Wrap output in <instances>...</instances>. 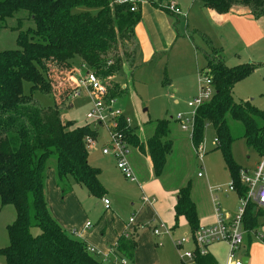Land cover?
I'll list each match as a JSON object with an SVG mask.
<instances>
[{
    "label": "trees",
    "instance_id": "1",
    "mask_svg": "<svg viewBox=\"0 0 264 264\" xmlns=\"http://www.w3.org/2000/svg\"><path fill=\"white\" fill-rule=\"evenodd\" d=\"M147 1L154 7L159 5ZM200 1L219 15L240 6L248 8L255 19L264 18V0ZM133 7L130 0H0V32L8 28L7 20L20 12H27L28 20L34 24V28L19 33L18 50L0 52V201L2 206H12L16 211L15 221L8 226L9 245L0 250L7 264H106L52 215L46 199L47 171L49 167L55 170L63 197L72 192L73 183L86 188L93 197L105 196L99 180L101 171L89 162L87 141L96 142L99 129L90 123L71 129L74 124L63 122L61 112L64 105L70 107L67 102L75 89L69 86L76 76L75 62L106 78L121 75L125 61L132 60L134 32L142 19L141 11L132 12ZM23 21L19 22L20 28ZM206 58L204 70H209L215 95L197 110L192 141L199 148L207 130L215 132L216 149L223 152L235 193L244 199L248 190L241 182L242 168L232 156V144L238 138L232 135L229 119L243 125L241 139L264 158V112L251 102L238 103L234 98L235 86L264 64L230 68L216 56ZM55 64L63 70L64 78L52 72ZM63 79L69 85L58 97L54 88ZM25 84H29L28 92ZM121 89L115 82L108 90L116 98L125 91ZM37 92L51 96L54 105H36ZM121 128L128 144L148 155L155 176L161 177L173 152L169 139L171 120L158 121L154 134L145 143L132 127L123 124ZM191 194V183L180 189L175 217L176 225L185 218L194 233L200 220ZM258 208L250 203L246 209L244 224L248 232L255 233L258 228L262 215ZM35 228L40 231L38 235L31 232ZM137 240L135 231L118 239L112 248L116 262H134ZM209 261V255L201 259L202 264Z\"/></svg>",
    "mask_w": 264,
    "mask_h": 264
},
{
    "label": "crops",
    "instance_id": "2",
    "mask_svg": "<svg viewBox=\"0 0 264 264\" xmlns=\"http://www.w3.org/2000/svg\"><path fill=\"white\" fill-rule=\"evenodd\" d=\"M123 1L125 0H119V2ZM136 1V6L140 5L139 11H141L142 19L134 32L135 48L133 58L130 65L125 67V76L122 78V80L130 78L132 90H134L136 81H139V84L141 83L142 85L147 84L153 75L161 72L162 67L167 68L166 72L169 70L168 72L170 74L175 73V76L166 77L164 82H162V88L165 90L164 95L165 97H171L176 104H179L180 100L176 99V95H173L172 90L175 89V94H179L181 91L184 92V87L182 84H180V87L175 81L177 79L184 81L186 77H192L194 73L198 74L201 69L207 66L206 56L208 55L211 56L215 53L216 57L220 58L230 68L244 64H264V18L255 19L248 8L235 7L230 13L219 15L215 11L206 8L200 0H153L159 4L158 7L152 6L147 0ZM169 3L176 4L182 11V15L176 16L168 13L165 8ZM168 53L173 54L175 60L178 61L175 64V68L181 74H177L179 71L174 72L171 68V61H167ZM156 64H159L160 67L154 66V69L151 68ZM188 67L191 72L186 74L185 69ZM122 86L124 87L125 85ZM124 88L129 89L127 86ZM72 108H74V103L69 107V109ZM124 113L128 116L127 111H124ZM175 122L176 126L181 128L178 121L175 120ZM209 130L215 134L211 128ZM234 137L238 138L239 135ZM190 141L194 146L191 132ZM107 144L108 140L105 145ZM194 148L196 147L194 146ZM201 150L203 151L202 145ZM138 154L147 163L136 160L134 163L130 161V165L135 176L141 180V183L138 181L137 183L129 181L131 182L129 183L117 169V163L112 157H109L111 158L110 163L94 164L95 168L101 171L99 180L106 190V194L102 198L93 197L86 188L74 183L72 184V192L63 197L57 185L55 170L51 173L49 172L51 174L50 183L46 182L48 184V188L46 184L47 203L50 210H52L49 199L53 200L52 215L56 221L67 232L73 233L74 238L94 249L100 255L101 260L109 264H120V262H116L112 254V248L128 230L135 231L138 238L135 260L133 263L128 264H165V261L172 259V255L168 252H157L154 249V245L158 249L164 248L165 238L171 235L156 238L152 233V228L164 224L172 233L181 224H186L187 222L185 218H180L178 225H176L175 207L179 199L180 189L184 188L188 183L182 188L169 185L165 179L166 169L161 177H156L151 158L139 151ZM171 162L170 158H168L167 166ZM200 163L202 164L200 165L201 170H204V159ZM201 174H203V177H199V179L209 185L210 180L206 171L205 173L201 172ZM121 176L129 184L139 186L136 189L139 193L138 195L131 193V196L120 187L118 180ZM230 193H234L238 197L237 193ZM60 195L62 198H60ZM146 196L155 198L156 203L152 206L144 205L143 198ZM104 199L110 201V209L108 210L105 207ZM124 204L127 205L129 210L132 207L131 218H135V223L131 226L129 225L130 220L124 222L119 218L118 210L120 208L122 210V205ZM5 207L2 206V209ZM197 210L200 227L217 224L218 215L213 208L206 210L197 206ZM238 210V202H235L234 206L226 207L224 212L222 211V219L226 223L230 222L236 216ZM92 219L95 220L94 223ZM259 232L262 233L259 234L262 239H258L257 236L255 237L257 239H255L253 234ZM160 243L162 246H159ZM215 245L217 244L212 245L208 249L210 259L208 264H224V258L214 250ZM241 251L242 253L244 252V255L242 254L239 259L243 262L246 261L245 264H264L263 211L262 217L258 218L257 230L255 233L248 232ZM174 258L176 260V257Z\"/></svg>",
    "mask_w": 264,
    "mask_h": 264
},
{
    "label": "rangeland",
    "instance_id": "3",
    "mask_svg": "<svg viewBox=\"0 0 264 264\" xmlns=\"http://www.w3.org/2000/svg\"><path fill=\"white\" fill-rule=\"evenodd\" d=\"M113 1L119 3V0ZM139 6V4L136 6V8L138 7V10H140ZM74 12H79V10L75 9ZM21 19H23L24 21L22 23V27L20 28L19 22ZM7 26V29L0 32V52L18 50L17 38L19 33L21 31L27 32L29 29L34 28L33 22L31 20H28L27 12H20L14 18L8 19ZM122 53L123 52L120 51V54ZM214 56H216L215 53L211 55V57ZM167 61H171V68L174 72L179 71H177V68H175V64H177L178 61L175 60L173 54H167ZM125 62L126 65L123 67L121 75H119L118 73L113 77H99V79L108 89L110 87V84L115 85V82H117L120 86L125 85L129 88L126 89L124 88L125 86H122L121 91H125L119 93L118 96L114 99L117 100L119 106L122 109H125L124 111H127V114L129 116H127V118L130 119L132 123L131 127L136 131L139 139L142 142H147V140L154 134L158 121L171 120L172 135L170 139L173 141V152L169 157L172 162L166 168V182L169 185H173L178 188H182L187 183L191 182L192 200L200 208L206 210H210L213 208L216 213L217 207L220 206L222 211L224 212L226 207L234 206L235 202H238L240 208L241 202L239 198L234 193L229 192V186L231 185L232 180L227 170L223 152L219 149H216L217 141L215 134L209 129L205 133L204 141L202 144V153L204 154L203 165L205 169L201 170L200 165L202 164L198 159L196 149L197 147L194 148L190 141V132H192V128L190 127L186 130L182 127V125L181 128L176 126L177 124L175 120L177 119L179 114L184 115L183 120L189 119L191 121V118L193 117L195 109L189 108L188 102L191 99H195L199 95V73H194L192 77H186L184 81L178 79L175 81V83H177L180 87V84H182L184 87V92L181 91V93L179 94H175V89L172 90V92L174 93L173 95H176V99L180 100V103L176 104L175 100H173L171 97H165V90H163L162 88V82H164L166 77L170 78L171 75L175 76L174 72V74H170L168 72L169 70L166 72L167 68L165 69L162 67L161 72H157L155 75H153L150 81L147 82V84L142 85L141 83L139 84V81H136L137 83L134 84V90H132V83L130 82V78H124L122 80V78L125 76V67L129 66L131 63V61ZM200 62L203 63L202 61ZM75 64L77 65V67L75 68L78 70V72L76 70V76L79 77V75H84V71L80 69L82 68L80 67V62H75ZM154 66L160 67L159 64H156L153 65L151 68L154 69ZM52 68V72L59 75L61 79L64 78L62 72L63 70H60L57 67V64H55ZM185 71L187 74L191 72V69L188 67L185 69ZM177 74H181L180 71ZM65 80L66 79L61 80V83L59 85H56L54 88V91L56 94H58V97L59 93H64L65 89L68 88L69 84L67 83V80ZM196 84L197 86L195 87ZM69 86L74 87V85L71 84ZM25 89L27 92L29 91V84H25ZM234 92V98L236 102H251L258 110L264 112V68L255 71L250 77L239 82L235 86ZM35 99V104L38 106L47 107L54 105L53 98L45 93L37 92L35 94ZM67 103H70L69 105H72L74 103V108L69 109V106L67 104L64 105L61 112L63 122L67 123L69 121L73 123L74 125L71 129L84 126L85 124L89 123L86 119V115L88 114L91 107L90 102L87 98L78 99L74 102L68 100ZM229 126L233 137L239 135L238 139L235 140L232 144V156L235 162L242 168V171L244 173L248 172L252 176L257 170V168L264 162V158H261L254 149L249 148L244 139H241L244 133V127L241 123L229 119ZM99 132L100 135L98 137V140L89 150V161L93 166L94 164L110 163L111 161V158L102 155V149L108 140V134L103 128H99ZM235 138L237 137H234V139ZM136 160H140L142 163H147L144 158L139 156L137 149L130 148L129 161H132L134 163V161ZM49 168L50 169H48L47 171V183H50V173L54 170L53 167ZM205 171L208 174V179L210 180L209 185L207 182L199 179L198 177L199 173H205ZM137 181L141 183V180L138 178ZM128 182L123 176H121L118 180L120 187L127 191V193H129L131 196L132 194L138 195L139 193L136 189H138L139 186L136 184H129L131 182ZM63 185L66 188V181L63 183ZM67 187H69V185H67ZM59 189L62 194L61 188ZM60 198H62L61 195ZM49 201L53 210V200L50 198ZM52 210H50L51 213ZM262 211L264 213V208L262 209ZM132 212V207L131 210H129L127 205L124 204L122 205V210L121 208L118 210L119 218H121L124 222H128L132 217ZM15 216V209L12 206H7L2 209L0 201V250L6 248L9 245L8 226L14 222ZM260 217H262V215ZM92 221L94 223L95 220L92 219ZM31 232L33 235H38L40 233L39 229L37 228L32 229ZM257 234L262 233L259 232L253 234L254 238ZM192 235L193 231L186 222V224H181L179 228H177L175 231H172L170 237L165 238L164 248L158 249L156 248V245H154V249L157 252L163 251L164 253L168 252L170 255H172V259L165 261V264H185L188 261H183L181 259V256L189 251H192L193 244L189 242L180 247L179 242L185 237L191 240ZM214 250L217 251L224 258L225 263L228 262L229 247L226 243L215 245ZM242 254L244 255V252L242 253L241 251V253L238 254L237 258H240ZM174 257H176L177 261ZM0 264H7L5 257L1 254ZM106 264L109 263L107 262ZM120 264L122 263L120 262Z\"/></svg>",
    "mask_w": 264,
    "mask_h": 264
},
{
    "label": "built area",
    "instance_id": "4",
    "mask_svg": "<svg viewBox=\"0 0 264 264\" xmlns=\"http://www.w3.org/2000/svg\"><path fill=\"white\" fill-rule=\"evenodd\" d=\"M134 7L132 12L137 11L136 0H130ZM168 12L173 15L180 16L182 11L174 3H169L166 8ZM84 75L75 76L71 79V85H74V90L70 96V101L87 98L90 102V110L86 115V119L94 128H103L108 134V144L102 149L104 156L112 157L117 163V169L122 175L131 182L137 183V178L130 165L129 154L131 146L127 142L126 135L122 130V125L131 127V120L125 116L123 109L119 106L116 99L110 96L108 88L101 82L98 75L90 72L86 66H81ZM77 70V69H76ZM75 70V72H76ZM78 72V70H77ZM199 86L200 92L198 97L188 102V107L195 109L191 121L189 119L183 120L184 115L179 114L177 121L184 129L194 127V119L197 110L209 103L214 95L215 88L209 70L201 69L199 72ZM73 105V104H72ZM191 132V133H192ZM89 143V150L96 142L87 140ZM217 141V140H216ZM218 144V143H217ZM197 149L198 159L203 161L204 154L201 146ZM241 182L247 188V196L240 199L241 207L236 216L228 223L222 219V210L220 206L217 207L218 222L214 226L199 227L193 235L192 239L185 237L179 242V246L191 242L193 250L181 256L183 261H188L185 264H202L201 259L209 255V247L218 243H226L229 247V260L226 264H244V262L237 258L245 243V237L248 231L245 229L244 216L246 209L250 203H255L259 208H264V162L257 168L255 173L251 176L248 172L241 171ZM203 177V174H199ZM229 192H235L233 182L229 186ZM144 205L152 206L156 203L155 198L144 197ZM106 209H110V201L104 199ZM135 223V218L130 219L129 225ZM133 232L128 230L125 234ZM152 233L156 238H163V236H170L171 230L164 224L157 225L152 228ZM258 239L262 236L257 234ZM159 246H162L160 243ZM91 253H96L94 249L89 248ZM122 264H128L127 260L121 261ZM214 264V263H209Z\"/></svg>",
    "mask_w": 264,
    "mask_h": 264
},
{
    "label": "water",
    "instance_id": "5",
    "mask_svg": "<svg viewBox=\"0 0 264 264\" xmlns=\"http://www.w3.org/2000/svg\"><path fill=\"white\" fill-rule=\"evenodd\" d=\"M246 263V261H244V264Z\"/></svg>",
    "mask_w": 264,
    "mask_h": 264
}]
</instances>
